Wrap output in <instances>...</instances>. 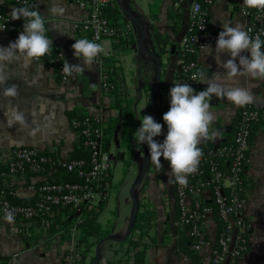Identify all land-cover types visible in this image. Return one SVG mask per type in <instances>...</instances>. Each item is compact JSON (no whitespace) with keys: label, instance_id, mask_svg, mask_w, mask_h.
Here are the masks:
<instances>
[{"label":"crops","instance_id":"obj_1","mask_svg":"<svg viewBox=\"0 0 264 264\" xmlns=\"http://www.w3.org/2000/svg\"><path fill=\"white\" fill-rule=\"evenodd\" d=\"M172 1L174 0H120L121 6L140 22L145 32L143 38L138 25L120 8L119 21L125 23V27L128 28L132 47L117 54L118 60L115 63L120 69L118 71L117 68L116 74L120 75L123 87L131 96L132 110L138 127L141 115L153 117L150 95L154 91L158 66L160 78L154 94L155 105L157 109L159 106L165 107L166 111L170 107L169 90L174 86L178 42L188 22L189 10L194 0H183L177 7L171 5ZM241 2L242 0L213 1L209 7V20L211 29L217 36L224 23L232 26L237 23L243 26L246 24L247 17L241 11ZM35 4L42 14L46 15L47 35L53 40L64 59L72 64L82 63L79 58L74 57L72 49L74 39L87 37L75 28V24L81 18V10L69 0H35ZM11 7L12 0L0 2V8L5 11ZM54 7L63 11L49 14V9ZM173 17L177 20L176 31L173 28ZM16 37L13 32L0 30V46H8ZM139 41L141 50L137 46ZM215 44L216 41L210 46L212 49L210 54L206 47L196 56L201 90L207 87L204 83L207 76L211 77L216 72L225 71L215 59ZM242 54L248 53L244 51ZM229 58L227 53L220 54L221 62ZM203 69L209 72H203ZM0 75L6 78L4 83H0V166L7 158L8 149L16 146H54L57 147L61 158L66 159L77 139L67 116L69 110L87 113L106 122L119 117V110L113 107V100L104 94L101 71L95 61L76 78L57 79L52 66L41 61H34L31 65L25 66L22 59L0 65ZM226 83L229 86L251 89L254 99L250 104H264V81L237 77L235 81ZM13 84L18 94L15 97L3 95V90ZM12 108L24 113L26 120L24 125L16 123L9 126L6 113ZM238 109L239 107L225 98L213 96L210 110L215 114V119L210 126V132L219 130V135L215 138H205L198 146L214 145L226 140L235 126ZM262 117L263 122L255 130L250 141L245 170L247 178L245 214L252 229L247 250L238 264H264V113ZM164 126L167 129L166 124ZM121 137L122 125L119 122L107 144V150L114 156L109 175L101 185L99 197L93 202L100 206L99 214L96 216L97 222L103 225L112 224V235L116 238L125 235L127 223L124 222V218L130 217L132 211V207L129 208L131 200L128 195L124 204L117 206V216L108 217L106 214L109 209V195L113 188L112 165L115 163L116 166L118 162L122 165ZM145 147L146 144L136 151L145 152ZM136 151L133 163L119 180V196L124 195L128 187L131 188L139 178L142 163L135 156ZM160 159L162 167L159 169L154 165L150 167L143 181L134 188V191L135 189L137 191L134 193L137 201H142L144 206H149L156 212V220L149 230V237L144 236V240L150 245L145 260L148 264H196L190 256L175 247L172 232H166L167 227L170 228L173 224L175 216L173 179L169 162L163 157ZM64 238L67 236L61 232L49 233L48 230L42 229L37 221L8 222L0 217V264H63V253L69 241L68 238ZM122 242L113 240L101 244L98 264H108L120 258ZM91 254L94 256V248ZM199 261V264H203L201 260Z\"/></svg>","mask_w":264,"mask_h":264},{"label":"built area","instance_id":"obj_2","mask_svg":"<svg viewBox=\"0 0 264 264\" xmlns=\"http://www.w3.org/2000/svg\"><path fill=\"white\" fill-rule=\"evenodd\" d=\"M69 1L81 10V18L75 28L103 47V51L95 60L101 71L103 91L115 90L117 94L131 101V96L121 83L122 78L116 74L120 66L114 67V82L111 81L110 74L102 70L105 58H113L117 62V54L132 47L128 28L113 26L106 17V7L112 5L115 0ZM213 1L194 0L191 4L188 22L178 42L174 83L199 85L197 53L207 45L211 46L217 39V35L209 29V14L207 16L203 9V4L210 7ZM182 2L183 0H174L171 5L177 7ZM242 3L243 0L241 11L247 17L245 29L251 36L259 34L264 39V10L243 8ZM19 7L37 8L35 0H12V7L0 12V23L6 25L2 31L13 32L17 37L23 31V20H12L10 13L13 8ZM48 38L51 39L49 36ZM120 39L128 42L124 48L115 44ZM52 52H55L54 61L59 63L60 78L65 79L62 67L66 60L54 42L45 56H50ZM36 61H40V58ZM238 112L239 122L229 142L215 144L211 149L203 150L197 170L188 175L187 185L176 183L175 198L179 217L183 226L188 227L190 247L200 255L203 264H238L245 255L252 229L245 214L244 179L252 123L259 115H263L264 104L239 106ZM83 124L79 132L85 138L84 144L90 154L87 169L83 168V160L67 161L60 156L51 161L49 155L54 151V146H16L8 149L7 158L2 162L7 167L3 173L6 178V194L16 198L33 197L34 202L17 205L1 197L0 213L4 219L6 214L11 212L12 221H39L41 226L47 229L60 209L68 207L67 219H74L82 213L85 205L93 204L99 197L101 182L106 180L114 156L103 147L101 127H92L87 119ZM78 125V122H74L73 126ZM135 156L141 163L145 158L143 151H136ZM45 163L65 166L69 173L76 172L80 180L52 182L44 173ZM205 201L209 204L204 203ZM215 213L221 222L219 230L215 224ZM89 217L94 218V215ZM128 220L129 216L124 218L125 223ZM80 222L81 219H76L67 236L69 241L63 253V264H72L80 259L83 249L78 241L80 228L77 225Z\"/></svg>","mask_w":264,"mask_h":264},{"label":"clouds","instance_id":"obj_3","mask_svg":"<svg viewBox=\"0 0 264 264\" xmlns=\"http://www.w3.org/2000/svg\"><path fill=\"white\" fill-rule=\"evenodd\" d=\"M242 7L264 10V0H243ZM57 11L63 9L50 8L49 14ZM10 18L22 19L23 31L8 46H0V65L22 59L25 66H29L50 51L53 40L46 35L48 31L46 15L38 8H13ZM5 27V23H0V30H4ZM74 40L73 55L82 63L72 64L66 60L62 67L66 79L76 78L86 68H90L103 51L101 44L87 37ZM207 47L210 54L212 49L209 45ZM244 51L248 54H242ZM222 53H227L230 58L221 62ZM215 54L217 63L225 71L216 72L211 77L207 76L204 81L207 84L206 88L197 91L189 83H174L169 90L170 107L163 114L167 132L162 142H158L154 137L161 135L163 125L151 115H141L140 126L133 133L138 149L147 144L151 164L157 169L161 168L160 158L163 157L169 162L171 178L181 186H186L188 175L197 170L202 155L198 145L205 138H215L219 135V130L210 132V126L215 119V114L210 110L213 96L225 98L237 107L245 106L253 102L254 94L251 89L229 86L226 81H235L237 77L264 81V39L259 34L251 36L243 25L222 24L215 44ZM5 79L0 75V83H4ZM17 94L14 84L3 90V95L8 97H15ZM6 115L10 127L16 123L21 125L26 123L24 113L17 108H12ZM5 219L12 222V213L8 212Z\"/></svg>","mask_w":264,"mask_h":264},{"label":"trees","instance_id":"obj_4","mask_svg":"<svg viewBox=\"0 0 264 264\" xmlns=\"http://www.w3.org/2000/svg\"><path fill=\"white\" fill-rule=\"evenodd\" d=\"M203 9L206 12V15L209 14V6L203 4ZM4 9L0 8V12H4ZM106 17L109 19L111 25L113 26H119L124 28L125 23L119 22L120 19V7L117 4V1L112 5H109L105 9ZM174 14V13H173ZM175 16V14H174ZM173 28L177 29V20L175 17H173ZM210 30L211 27H209ZM159 36V34H158ZM128 42L127 40H119V42L115 43L118 46L121 45L123 48L125 47ZM116 46V45H115ZM54 55L55 52H52L50 56H44L40 58L41 62H45L46 64L53 67L55 74L57 75V79H60L59 75V63L57 61H54ZM193 57H191L192 59ZM116 63L113 58H105L102 63V70L104 72L109 73L111 76V81L114 82V67ZM193 88H195L197 91L201 90V87L199 85H191ZM104 94L111 98L113 100L112 103L113 107L117 108L119 110V117L112 118L109 121H103L97 118H94L87 113H83L77 110H69L67 112V116L69 119L70 126L73 128L77 139L75 146L73 150L69 153V156L66 158L67 161L71 160H83L84 161V169L88 168V162H89V150L88 147L84 144L85 138L80 134L79 130L82 129L84 126L83 122L87 119L92 127H101L103 132V147L104 149H107V144L111 138L112 132L114 127L117 125V123H121L122 125V137H121V150H122V175L124 176L127 173L128 168L133 163L134 159V152L137 149L135 139L133 137V133L138 128V124L136 122V116L134 111L132 110V101L127 99L124 96H120L116 93L115 90H110L108 92H104ZM167 112L166 108H162L161 106L158 107L157 113H158V122H160L162 127L161 135L156 137V140L158 142H161L162 139L165 137L167 129L164 126L165 122L163 121V114ZM240 114L237 112L236 119H235V126L233 130L231 131L229 137L217 144H225L229 142L230 138L232 137L238 122H239ZM74 122H78L79 125L74 127ZM263 122L262 114L259 115V118L255 120L252 123V131L250 133V141L253 137V134L255 130L260 126V124ZM108 123V125L106 124ZM215 145V144H214ZM214 145L212 144H204L202 147L200 146L201 150H208L211 149ZM199 147V146H198ZM51 161H54L60 158V155L58 154L57 147H54V151L50 153ZM1 174H0V198H6L13 204L17 205H27L32 204L34 202L33 197H25V198H16L12 197L11 195L6 194V178L4 176V172L7 170V167L1 163ZM45 174L47 179H49L52 182H77L80 180V177L76 172L69 173L66 170L65 166H56L52 165L51 163H45ZM150 167H153L151 162L149 161L148 164V170H150ZM53 168V169H51ZM109 171L107 174L106 179L108 178ZM102 184L105 183V180L101 182ZM244 187L247 189V178L244 179ZM175 189H176V182L172 183V194H174V206H175V216L173 220V224L169 228V226L166 229V232H172V235L174 236V245L175 247L181 251L183 254L190 256L193 261L196 264H199L201 260L200 255L194 251L190 245H191V237L187 234L188 227L183 226L180 217L178 208L176 205V195H175ZM204 203L209 204L208 201H205ZM100 206H97L95 204H87L83 207L82 213L75 217L74 219H67L68 218V207L62 208L59 210V212L56 213L54 217V221L49 225L47 229H44L41 226V223L37 221L38 224H40L41 228L44 230H48L49 233L58 231L63 233L65 236H68L70 233L71 227L75 224L76 219H81V222L79 223L80 233H79V244L82 245L83 249L80 254V259L74 261L72 264H93L94 262V256L91 254L93 251V248L95 247V244L102 238L111 236L112 235V224H106L103 225L99 222H97L96 216L99 214ZM94 215V218L89 217V215ZM0 217H3V215L0 213ZM156 220V212L153 208L149 206H144L142 201H138V210L133 222V226L130 232V236L123 241L120 244V251L121 256L117 260L110 261L108 264H148L145 260V254L147 249L149 248V244L144 240V236H148L150 228L154 226ZM215 224L217 229H221V222L218 220V215L215 213ZM149 237V236H148Z\"/></svg>","mask_w":264,"mask_h":264},{"label":"water","instance_id":"obj_5","mask_svg":"<svg viewBox=\"0 0 264 264\" xmlns=\"http://www.w3.org/2000/svg\"><path fill=\"white\" fill-rule=\"evenodd\" d=\"M117 3L119 5V7L122 9L123 13L126 14L134 23H136L138 25V27L140 28V30L142 32V36L144 38L145 32H144L140 22L128 10L124 9L121 6L120 0H117ZM140 42L141 41H139L137 43V46L141 50ZM156 71L157 72H156V79H155V84H154V91L151 92L150 102H151L153 118H154V120H156L158 122V113H157V108H156L155 101H154V94H155V90L157 89V86H158V83H159V78H160V75H159L160 67L159 66L157 67ZM204 71L205 72H209L207 69H203V72ZM154 139L156 140V137H154ZM149 161H150V153H149V148L147 146L146 153H145V158H144V160H143V162L141 164V171H140L139 178L133 183V185L131 186V188L129 190V198L131 200L132 211H131V215L129 217V220L127 221L125 235L122 238H116L113 235H111V236H107V237H104V238L100 239L95 244V247H94V262H93V264H98L99 250H100L101 244H103L106 241H113V240L124 241L129 236V234L131 232V229H132V226H133V222H134L137 210H138V201H137L136 197L134 196L133 191H134V188L143 181V179L145 177V174H146V171L148 169Z\"/></svg>","mask_w":264,"mask_h":264},{"label":"rangeland","instance_id":"obj_6","mask_svg":"<svg viewBox=\"0 0 264 264\" xmlns=\"http://www.w3.org/2000/svg\"><path fill=\"white\" fill-rule=\"evenodd\" d=\"M146 148H147V144H146V147H145L144 157H145V153H146ZM116 162H117V160H116ZM114 164L112 165L113 188H112V191H111V193L109 195V199H108V202H109L108 208L109 209L106 212V214L108 215V217H115V216H117V214H118V209H117L118 207L117 206H122V204H124V201L126 199V196L128 197L129 190H130L129 189L130 187H128V189L126 190V192L124 193V195L122 194L121 196H119L120 193H119V187H118L119 185L118 184H119V180L122 177V165H121L120 162H118V164L116 166H114ZM148 171L149 170H147V172ZM134 193L135 194L137 193L136 189H135V191H133V194ZM130 204H131V202L129 203V208L132 207ZM67 238H64V239H67Z\"/></svg>","mask_w":264,"mask_h":264}]
</instances>
